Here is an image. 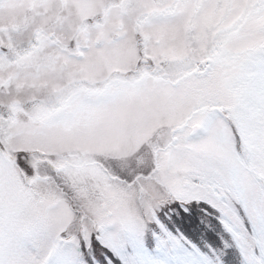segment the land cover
Segmentation results:
<instances>
[{
  "label": "rangeland",
  "instance_id": "obj_1",
  "mask_svg": "<svg viewBox=\"0 0 264 264\" xmlns=\"http://www.w3.org/2000/svg\"><path fill=\"white\" fill-rule=\"evenodd\" d=\"M108 6L0 0V264H64L81 241L95 264L93 238L114 264L130 236L152 249L167 232L159 208L191 200L264 264V0ZM217 232L197 236L208 264H236ZM194 237L167 232L146 264H196Z\"/></svg>",
  "mask_w": 264,
  "mask_h": 264
},
{
  "label": "snow or ice",
  "instance_id": "obj_2",
  "mask_svg": "<svg viewBox=\"0 0 264 264\" xmlns=\"http://www.w3.org/2000/svg\"><path fill=\"white\" fill-rule=\"evenodd\" d=\"M170 207H175L179 211V217L176 213L173 212L171 216L165 217L166 220L173 221L177 224L178 229L181 235L198 236L201 232L211 238H216L215 233L212 231L210 226H206L200 220L201 215H205L209 211H213L212 207L207 203L206 200H191L184 206H181L180 202H174ZM204 208L205 212L201 213L198 209ZM168 211L167 207H162L158 213H156V219L153 222L154 226L157 228V233L161 228L167 229V232H175L177 230L172 229L171 224H165V220H162L161 217H164V214ZM213 223L220 224L221 221L213 218ZM246 229L250 232H255L257 230L256 224L251 220H246ZM167 232L163 234H154L153 240L155 242L154 248L150 249L146 241L138 239L135 235L128 238L127 243L123 248V258L118 261H114V264H146V258H151L159 255L162 251V245L168 243L166 236ZM93 242L96 247H100L105 253V256H101L98 261H95V264H109L110 260H113V253L106 246L100 245L99 241H96L93 238ZM264 248V245H262ZM191 252V248L189 249ZM85 248L83 242L79 248H69L65 253L64 264H83ZM95 257V253H93ZM88 264H94L93 259H88ZM198 264V262H196Z\"/></svg>",
  "mask_w": 264,
  "mask_h": 264
},
{
  "label": "trees",
  "instance_id": "obj_3",
  "mask_svg": "<svg viewBox=\"0 0 264 264\" xmlns=\"http://www.w3.org/2000/svg\"><path fill=\"white\" fill-rule=\"evenodd\" d=\"M244 13H242V15H243ZM242 17V16H241ZM243 19H244V17H242ZM240 21V20H239ZM232 30L230 29V30H228V31H225V35L226 36H228V37H230L231 36V34H232V32H231ZM216 59H218L219 57L217 56V57H215ZM222 60H224V57H220ZM172 70H175L174 68H171ZM108 83V81H106L105 83H103L102 84V86L103 85H106ZM92 89H93V87H91ZM55 98H61V97H55ZM45 101H51V98L50 99H47V100H45ZM45 102H42V103H40V104H44ZM53 103V102H52ZM215 102H213L212 104H214ZM51 104V103H50ZM47 105V112L49 111V108L48 107H50L51 105ZM59 106V104L58 103H56L55 102V104H53L52 105V108H56V107H58ZM51 108V109H52ZM46 112V113H47ZM47 114H49V112L47 113ZM184 125L185 124H181L180 126H183L184 127ZM159 209H161V208H159ZM170 212V214H172L173 212H175L176 213V215H177V217H179V213H177V211H175V208L174 207H168V211L164 214L165 216H170V215H168L167 213H169ZM202 212H205V210L204 211H202ZM205 215H208L207 216V218H208V222L211 224V225H213V226H210L211 227V229H212V231L215 233V236L217 235V231L219 230V231H221V232H224L225 230L223 229V228H219L220 227V224H216V223H213V218H215V219H218V220H220L221 221V219H222V215H221V213L220 212H214V210L213 211H209V212H207ZM221 215V216H220ZM240 216H242V213H241V215ZM163 219H165L164 217H162ZM247 219V218H246ZM201 221H202V223H204L203 222V219H200ZM170 222V221H169ZM222 222V221H221ZM223 223V222H222ZM166 224H168L167 222H166ZM171 224V227H172V229H174V230H177L178 229V226H177V224L175 223V222H173V223H170ZM207 226V225H206ZM224 230V231H223ZM178 231V230H177ZM201 236L202 237H208V236H206L205 234H204V232H201ZM254 234V233H253ZM219 235V234H218ZM224 235L226 236V240L228 241V244L226 245V249H225V251L226 252H230L229 253V255L228 254H226L225 255V258L226 259H228V258H234L235 260H236V264H245V261H244V258H243V255H242V253H240V251H239V248H236V244L235 243H233V241H231V237H230V235H228V233H226V231L224 232ZM254 236H255V234H254ZM190 237V236H189ZM256 238V240H257V237L255 236L254 237V239ZM208 242H210V244L211 245H213L214 244V241H215V239L214 238H211V237H208ZM195 241V242H194ZM194 241H193V244H191V246L192 247H190L191 248V252H195V255H196V258H197V262H198V264H201L202 262H203V264H208L209 263V255L211 254L210 252H209V245H207V244H205V243H203V242H201V240H199L198 239V237L197 236H195L194 237ZM220 241H222V240H220ZM172 244V243H171ZM170 244V245H171ZM216 244V243H215ZM260 251H261V249H260ZM261 253V252H260ZM259 254V253H258ZM212 255V254H211ZM233 255V256H232ZM224 263H226V264H228V262H227V260H224Z\"/></svg>",
  "mask_w": 264,
  "mask_h": 264
}]
</instances>
